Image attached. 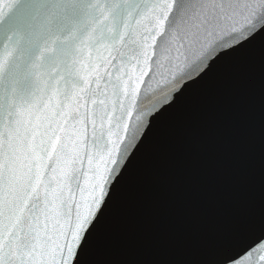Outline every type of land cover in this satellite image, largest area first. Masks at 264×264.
Instances as JSON below:
<instances>
[{"label": "water", "instance_id": "water-1", "mask_svg": "<svg viewBox=\"0 0 264 264\" xmlns=\"http://www.w3.org/2000/svg\"><path fill=\"white\" fill-rule=\"evenodd\" d=\"M150 121L80 264H264V0H0V264H75Z\"/></svg>", "mask_w": 264, "mask_h": 264}, {"label": "snow or ice", "instance_id": "snow-or-ice-1", "mask_svg": "<svg viewBox=\"0 0 264 264\" xmlns=\"http://www.w3.org/2000/svg\"><path fill=\"white\" fill-rule=\"evenodd\" d=\"M249 38H246L244 41H247ZM244 41L237 42V45L241 44ZM234 46V47H235ZM233 47H230L224 51H221L217 53L215 56L211 58V60L208 63H204L201 67L200 65H196L192 71L195 73L194 75H190V78L185 81V83L177 90V93L181 92V89L184 87V85L190 81H193L201 76V73H204L206 69L210 67L211 62L217 59L218 56H220L221 53L226 52L227 50L231 49ZM176 96V95H175ZM175 100V97L172 98L170 101L165 102L160 107L155 109L154 114L152 117L160 112L162 108H164L165 105H170ZM32 115L31 111L23 112L21 113L22 120L28 119ZM39 119V116L37 117ZM151 121L145 125H143L140 129H137L136 132L132 133L128 139L121 145L120 151L117 154V158L115 162L112 165L111 170L108 173V176L111 178L110 180H105V184L107 187L102 192L101 197L99 199L98 205H96L95 211L90 213V218L87 219L82 227L81 234L76 237L77 243L75 246V249H69V255L70 258L75 264H80V259L78 258V252H82V245L85 243L87 235H90L89 229L94 226V221H97L98 214H100L102 207L104 206L105 199L109 196L110 190L112 189L114 183L117 181V178L121 176L122 169L125 168L126 163L128 162L129 158L132 157L134 151L137 149V146L140 144L142 137H144L146 130L150 127ZM110 189V190H109Z\"/></svg>", "mask_w": 264, "mask_h": 264}]
</instances>
